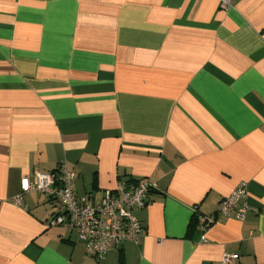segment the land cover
Returning a JSON list of instances; mask_svg holds the SVG:
<instances>
[{"label":"crops","instance_id":"1","mask_svg":"<svg viewBox=\"0 0 264 264\" xmlns=\"http://www.w3.org/2000/svg\"><path fill=\"white\" fill-rule=\"evenodd\" d=\"M0 0V264H264V0ZM153 185L102 259L20 181ZM244 183L243 221L197 215ZM20 196L22 206L12 199Z\"/></svg>","mask_w":264,"mask_h":264},{"label":"built area","instance_id":"2","mask_svg":"<svg viewBox=\"0 0 264 264\" xmlns=\"http://www.w3.org/2000/svg\"><path fill=\"white\" fill-rule=\"evenodd\" d=\"M221 8L229 7V0H220ZM76 175L61 162L52 172H35L32 179L20 181L21 194L37 191L55 203L57 211L47 222L48 228L61 227L73 232L85 246L88 257L102 259L107 253L125 243L138 244L145 234L141 220L135 215L146 207L153 185L146 180L128 183L118 180L111 189L76 196L73 192ZM246 188L241 183L218 204L215 218L197 215L201 232L200 242H206L203 232L217 217L232 216L243 221L247 212ZM22 206L20 196L12 199ZM235 256L224 255L218 264H230Z\"/></svg>","mask_w":264,"mask_h":264}]
</instances>
